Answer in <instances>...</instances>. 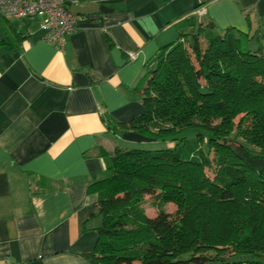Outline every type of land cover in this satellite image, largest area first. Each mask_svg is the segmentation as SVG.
Instances as JSON below:
<instances>
[{"label":"crops","instance_id":"obj_1","mask_svg":"<svg viewBox=\"0 0 264 264\" xmlns=\"http://www.w3.org/2000/svg\"><path fill=\"white\" fill-rule=\"evenodd\" d=\"M79 26L60 49L36 18H0V264H89L98 216L88 184L104 172L102 147L152 144L108 129L143 107L139 93L158 49L185 18L264 38V0H70ZM264 47V40H259ZM135 59H129V53ZM122 148V147H120ZM125 149V148H124Z\"/></svg>","mask_w":264,"mask_h":264},{"label":"trees","instance_id":"obj_2","mask_svg":"<svg viewBox=\"0 0 264 264\" xmlns=\"http://www.w3.org/2000/svg\"><path fill=\"white\" fill-rule=\"evenodd\" d=\"M184 20L156 53L139 93L143 111L105 118L115 134L168 146L97 150L105 167L88 184L97 195L91 216L100 218L94 249L83 254L89 264H264V38L251 49L248 33ZM17 40L8 34L0 45L12 50Z\"/></svg>","mask_w":264,"mask_h":264},{"label":"built area","instance_id":"obj_3","mask_svg":"<svg viewBox=\"0 0 264 264\" xmlns=\"http://www.w3.org/2000/svg\"><path fill=\"white\" fill-rule=\"evenodd\" d=\"M70 0H0L3 20L36 18L43 32L42 39L63 49L67 37L79 26V18L68 8ZM129 59H135L130 52Z\"/></svg>","mask_w":264,"mask_h":264},{"label":"rangeland","instance_id":"obj_4","mask_svg":"<svg viewBox=\"0 0 264 264\" xmlns=\"http://www.w3.org/2000/svg\"><path fill=\"white\" fill-rule=\"evenodd\" d=\"M189 40V39H188ZM262 53H264V47H262ZM187 136H190L193 134L192 131H187L185 133ZM119 147L125 148V149H131V148H139V149H145V150H156V149H163L166 148L168 146L167 142H156V145H152V144H136V145H130L129 143H125L122 141H119ZM211 157V155H210ZM205 172L211 176L210 170L205 169ZM153 198L145 195L142 199V205L145 208L146 214L150 217H154L157 214V210L155 208V206L153 205ZM164 209L166 212H168L171 217H174L176 212H177V207L173 204V203H166L164 205Z\"/></svg>","mask_w":264,"mask_h":264}]
</instances>
